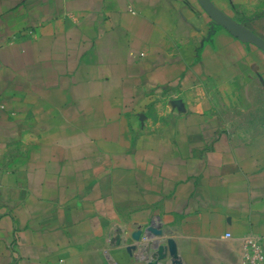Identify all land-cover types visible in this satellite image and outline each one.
Instances as JSON below:
<instances>
[{
  "label": "crops",
  "instance_id": "0c3cea01",
  "mask_svg": "<svg viewBox=\"0 0 264 264\" xmlns=\"http://www.w3.org/2000/svg\"><path fill=\"white\" fill-rule=\"evenodd\" d=\"M0 264H264V49L200 0H0Z\"/></svg>",
  "mask_w": 264,
  "mask_h": 264
},
{
  "label": "water",
  "instance_id": "95a60500",
  "mask_svg": "<svg viewBox=\"0 0 264 264\" xmlns=\"http://www.w3.org/2000/svg\"><path fill=\"white\" fill-rule=\"evenodd\" d=\"M200 2L202 4V6L204 7V9L211 15V17L216 22L220 23L221 25H223L224 27L229 29V31H231V33H233L234 35H236V36H238V37H240L246 41L255 43L256 45H258L264 49V42L263 41H261L258 38L252 37L250 34L245 33L244 31H240V30L237 31L236 26L231 25L230 23L225 21L222 17H220L209 0H200Z\"/></svg>",
  "mask_w": 264,
  "mask_h": 264
},
{
  "label": "built area",
  "instance_id": "2783aa9c",
  "mask_svg": "<svg viewBox=\"0 0 264 264\" xmlns=\"http://www.w3.org/2000/svg\"><path fill=\"white\" fill-rule=\"evenodd\" d=\"M253 253L251 255V260L254 261H258L262 259V253L261 250L259 249V247L257 245H252Z\"/></svg>",
  "mask_w": 264,
  "mask_h": 264
}]
</instances>
